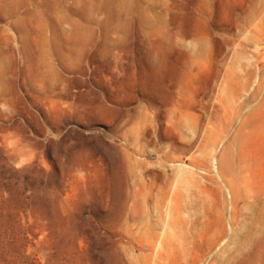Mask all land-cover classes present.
Segmentation results:
<instances>
[{
  "label": "rangeland",
  "instance_id": "374dc122",
  "mask_svg": "<svg viewBox=\"0 0 264 264\" xmlns=\"http://www.w3.org/2000/svg\"><path fill=\"white\" fill-rule=\"evenodd\" d=\"M0 264H264V0H0Z\"/></svg>",
  "mask_w": 264,
  "mask_h": 264
},
{
  "label": "bare ground",
  "instance_id": "6f19581e",
  "mask_svg": "<svg viewBox=\"0 0 264 264\" xmlns=\"http://www.w3.org/2000/svg\"><path fill=\"white\" fill-rule=\"evenodd\" d=\"M153 100V99H152Z\"/></svg>",
  "mask_w": 264,
  "mask_h": 264
}]
</instances>
